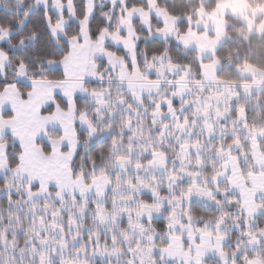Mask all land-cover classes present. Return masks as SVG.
<instances>
[{
	"label": "snow or ice",
	"instance_id": "obj_1",
	"mask_svg": "<svg viewBox=\"0 0 264 264\" xmlns=\"http://www.w3.org/2000/svg\"><path fill=\"white\" fill-rule=\"evenodd\" d=\"M0 9V264H264V0Z\"/></svg>",
	"mask_w": 264,
	"mask_h": 264
},
{
	"label": "crops",
	"instance_id": "obj_2",
	"mask_svg": "<svg viewBox=\"0 0 264 264\" xmlns=\"http://www.w3.org/2000/svg\"><path fill=\"white\" fill-rule=\"evenodd\" d=\"M244 1H245V0H244ZM228 2L231 3V4H234V5L238 4V2H240L241 5H236V6H238V7H240V6L243 5V4H242V3H243L242 0H228Z\"/></svg>",
	"mask_w": 264,
	"mask_h": 264
},
{
	"label": "trees",
	"instance_id": "obj_3",
	"mask_svg": "<svg viewBox=\"0 0 264 264\" xmlns=\"http://www.w3.org/2000/svg\"><path fill=\"white\" fill-rule=\"evenodd\" d=\"M2 14H3V10L0 9V15H2ZM235 35H236V33H233L234 38H235Z\"/></svg>",
	"mask_w": 264,
	"mask_h": 264
},
{
	"label": "rangeland",
	"instance_id": "obj_4",
	"mask_svg": "<svg viewBox=\"0 0 264 264\" xmlns=\"http://www.w3.org/2000/svg\"><path fill=\"white\" fill-rule=\"evenodd\" d=\"M242 1H243V3H242V4H244V2H245V1H244V0H242ZM236 5H241V3H240V2H238V4H236ZM240 7H242V6H240Z\"/></svg>",
	"mask_w": 264,
	"mask_h": 264
}]
</instances>
